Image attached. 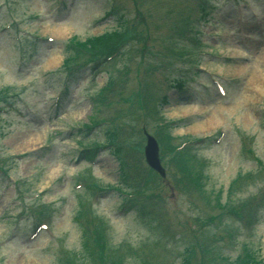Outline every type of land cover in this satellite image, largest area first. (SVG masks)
<instances>
[{
  "label": "rangeland",
  "instance_id": "1",
  "mask_svg": "<svg viewBox=\"0 0 264 264\" xmlns=\"http://www.w3.org/2000/svg\"><path fill=\"white\" fill-rule=\"evenodd\" d=\"M195 1L211 13L200 28L206 44H197L196 55L185 61L192 42L177 37L173 46L171 38L198 18ZM121 22L128 44H120V55L95 70L113 48L88 60L76 43L119 29ZM235 55L243 57L244 67ZM66 57H73V64L57 72ZM196 63L210 77L201 73L186 81L182 92L171 91L175 78L194 75ZM210 78L230 80L224 84L225 97L202 87H209ZM106 82L110 85L100 90ZM164 97L167 104L162 105ZM263 97L264 0H0V111L5 109L0 114V264H93L81 238L87 215L108 223L109 246L117 248L115 264H180L186 248L191 264L208 261L204 245H194L205 224L203 230L210 228L216 236L246 230L243 222L205 220L219 216L218 204L230 191L236 203L256 201L264 188L263 173L254 187L245 181L232 185L236 176L255 168L248 157L264 163ZM129 104L138 114L130 137L139 145L128 155L129 185L141 187L147 171L140 137L144 124L153 134L160 118L174 144L223 131L218 146L210 141L196 148L204 166L201 191H193L171 167L165 181L151 183V213L142 208L140 217L124 206L125 191L131 190L122 185L116 161L106 152L92 162L81 161L79 148L84 141L104 143L105 135L89 134L84 127L114 118ZM212 115L214 127H195ZM85 171L104 193L90 199L79 215L84 189H76V180L87 179ZM204 191L211 206L203 203ZM48 219V231L29 241L34 227ZM252 227L231 246L212 243L232 261L243 245L264 260V208ZM85 245L92 249L93 242Z\"/></svg>",
  "mask_w": 264,
  "mask_h": 264
},
{
  "label": "trees",
  "instance_id": "2",
  "mask_svg": "<svg viewBox=\"0 0 264 264\" xmlns=\"http://www.w3.org/2000/svg\"><path fill=\"white\" fill-rule=\"evenodd\" d=\"M116 35L115 33L114 34H111L107 37H104V38H100L98 40H95L93 42H89V44H80L79 46L84 49L88 54L90 53H93L94 50H97V49H100V48H106L109 44H104L106 43L107 41L111 40L112 38H114ZM117 131V127L116 126H113L109 129V132L110 133L107 137H109L110 140L114 139L116 136L115 133ZM117 155H120V153L118 152ZM183 264H189L188 260H185L183 262Z\"/></svg>",
  "mask_w": 264,
  "mask_h": 264
},
{
  "label": "water",
  "instance_id": "3",
  "mask_svg": "<svg viewBox=\"0 0 264 264\" xmlns=\"http://www.w3.org/2000/svg\"><path fill=\"white\" fill-rule=\"evenodd\" d=\"M146 158L148 164L152 168L159 170L157 156H156V147L155 144L150 139L148 140V146L146 147Z\"/></svg>",
  "mask_w": 264,
  "mask_h": 264
},
{
  "label": "bare ground",
  "instance_id": "4",
  "mask_svg": "<svg viewBox=\"0 0 264 264\" xmlns=\"http://www.w3.org/2000/svg\"><path fill=\"white\" fill-rule=\"evenodd\" d=\"M56 60H57V59L55 58L54 61H56ZM239 73H240V72L232 73V75H237V74H239ZM213 117H215V116L212 115V116L209 117L205 122L200 123V124H198V125L195 126V127H197L198 129H201V128H203V127L208 128V127H210V126H213L214 124H217V121H216ZM213 127H214V126H213Z\"/></svg>",
  "mask_w": 264,
  "mask_h": 264
}]
</instances>
